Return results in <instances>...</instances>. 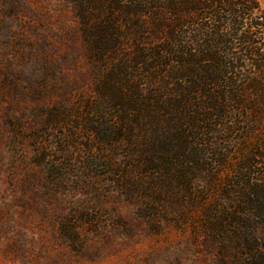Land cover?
I'll use <instances>...</instances> for the list:
<instances>
[{
	"label": "trees",
	"instance_id": "trees-1",
	"mask_svg": "<svg viewBox=\"0 0 264 264\" xmlns=\"http://www.w3.org/2000/svg\"><path fill=\"white\" fill-rule=\"evenodd\" d=\"M262 1L71 0L94 94L59 113L63 141L82 145L95 171H116L123 188L149 187L145 206L188 203L217 264L264 261V168L250 170L253 157L264 167V127L252 139L237 127L264 108ZM238 140L248 146L218 172Z\"/></svg>",
	"mask_w": 264,
	"mask_h": 264
},
{
	"label": "rangeland",
	"instance_id": "rangeland-1",
	"mask_svg": "<svg viewBox=\"0 0 264 264\" xmlns=\"http://www.w3.org/2000/svg\"><path fill=\"white\" fill-rule=\"evenodd\" d=\"M93 94L71 0H0V264H217V243L188 203L145 206L148 186L123 188L116 171H95L82 145L63 141L59 113ZM246 113L252 121L238 135L248 128L252 139L264 108ZM244 141L212 166L229 171ZM253 160L250 170H263ZM257 233L264 257V231Z\"/></svg>",
	"mask_w": 264,
	"mask_h": 264
}]
</instances>
